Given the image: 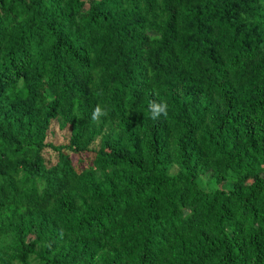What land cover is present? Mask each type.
<instances>
[{"label":"trees","instance_id":"16d2710c","mask_svg":"<svg viewBox=\"0 0 264 264\" xmlns=\"http://www.w3.org/2000/svg\"><path fill=\"white\" fill-rule=\"evenodd\" d=\"M0 264H264V0H0Z\"/></svg>","mask_w":264,"mask_h":264},{"label":"rangeland","instance_id":"374dc122","mask_svg":"<svg viewBox=\"0 0 264 264\" xmlns=\"http://www.w3.org/2000/svg\"><path fill=\"white\" fill-rule=\"evenodd\" d=\"M68 136H69V131L67 128L65 129L60 128L57 122H53L47 134L46 140L47 142H51L55 145L66 144L68 142ZM94 144L97 145V142H95ZM43 155H44V160L47 163V165H51L53 161L55 160L56 152L50 148H46L43 151ZM199 183L202 187L205 184L203 179H200ZM221 187L225 188L224 185H222Z\"/></svg>","mask_w":264,"mask_h":264},{"label":"clouds","instance_id":"9594fccd","mask_svg":"<svg viewBox=\"0 0 264 264\" xmlns=\"http://www.w3.org/2000/svg\"><path fill=\"white\" fill-rule=\"evenodd\" d=\"M158 95V93H157ZM150 118L153 121H158L162 116H168V104L165 101L153 100L149 106ZM108 110L102 109L99 105L94 109L92 119L94 121L99 120L101 116H107Z\"/></svg>","mask_w":264,"mask_h":264}]
</instances>
